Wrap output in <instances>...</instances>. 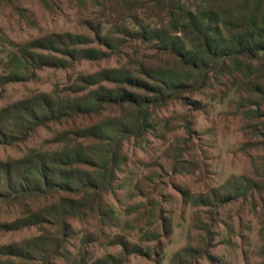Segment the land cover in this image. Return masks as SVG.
I'll use <instances>...</instances> for the list:
<instances>
[{"label": "rangeland", "instance_id": "1", "mask_svg": "<svg viewBox=\"0 0 264 264\" xmlns=\"http://www.w3.org/2000/svg\"><path fill=\"white\" fill-rule=\"evenodd\" d=\"M171 11V0H0V168L33 152L47 155L69 144L94 145L76 140L73 131L121 117L124 108L106 106L61 121H53L51 111L102 87L115 88L88 80L104 70L177 64L158 44L125 34L167 25ZM67 34L90 39L82 47L102 50L106 58L32 45ZM104 37L125 42L107 47ZM36 55L47 63L28 64L23 58ZM248 64L253 68L247 72L229 64L211 73L204 87L150 105L147 132L123 140L118 148L122 163L112 191L93 210L68 218L65 236L52 218L19 231L4 225L73 195H0V247L37 236L53 239L26 264H264V99L249 89L251 83L264 86V63ZM37 106L50 120L23 137L24 123L32 126L41 119L42 114L24 120L25 112ZM60 135L64 140L56 142ZM25 170L20 166L17 175ZM241 176L259 186L215 208L196 204L200 196L230 193L229 182ZM7 185L4 176L0 193L7 192Z\"/></svg>", "mask_w": 264, "mask_h": 264}, {"label": "trees", "instance_id": "2", "mask_svg": "<svg viewBox=\"0 0 264 264\" xmlns=\"http://www.w3.org/2000/svg\"><path fill=\"white\" fill-rule=\"evenodd\" d=\"M171 1L172 11L167 25L127 29L125 34L144 43L158 44L162 51L177 60V64L161 67L142 64L137 70H104L90 76L88 80L92 83L107 82L115 85V88L102 87L85 97L62 104L58 111L52 110L53 121L90 115L111 105L122 107L125 111L121 117L109 118L73 131L76 140L92 141L94 145L69 144L53 154L33 152L13 164L3 165L0 168V182L4 176L8 182L7 192L0 193L4 197H10L11 191L22 197L40 198L60 193L74 196L63 197L58 203L31 211L29 216L4 225L5 230L19 231L47 223L52 218L61 225L65 236L69 230L66 225L68 218L83 216L85 212L93 210L101 196L112 191L115 174L122 163L118 148L123 140L131 136L140 137L147 132L150 105L166 103L173 97L204 87L211 73H221L229 64L233 69L247 72L253 68L248 61L264 63V0ZM89 40L80 35H52L32 45L40 50H62L59 52L76 57L106 58L107 54L102 50L82 47ZM124 42V39H102V44L107 47L120 48ZM23 58L28 64L32 62L43 66L47 63L43 55ZM249 89L252 94L264 99V86L260 83H251ZM41 114V109L34 107L25 112L24 120L34 119ZM46 116L42 114L41 119H36L38 123L32 126L24 123L22 136L26 137L37 126H45L50 120ZM65 135H60L56 142H62ZM20 166L26 170L17 175ZM11 179L14 182L9 183ZM256 186L259 183L254 179L241 176L233 183L229 182L227 191L230 193L207 198L200 196L196 204L215 208L219 202L228 203L233 200V196L249 192ZM52 240L37 236L21 244L0 247V264L31 261Z\"/></svg>", "mask_w": 264, "mask_h": 264}]
</instances>
